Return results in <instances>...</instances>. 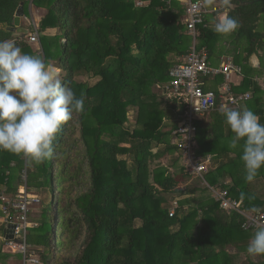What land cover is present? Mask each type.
<instances>
[{"label":"trees","instance_id":"1","mask_svg":"<svg viewBox=\"0 0 264 264\" xmlns=\"http://www.w3.org/2000/svg\"><path fill=\"white\" fill-rule=\"evenodd\" d=\"M22 4L25 9L24 0H0V40L14 41L47 64L57 63L62 82L77 97L85 94L84 111L62 126L53 155L43 163L0 150V194L15 199L24 174L29 192L51 193L42 223L27 235L41 264H236L229 248L246 251L255 230L243 229L242 215L223 210L207 192L190 187L196 177L183 167L179 173L162 162L179 153L164 131L166 122L185 109L175 100L176 105L168 101L163 107L155 88L162 87L164 93L170 70L190 51L192 40L181 21L185 8L162 0H34L38 8L47 7L37 30L41 49L35 51L31 28L17 37L8 30ZM238 12L253 29L264 13V0ZM53 28L64 35H43ZM199 31L198 48L209 49V41L219 34L203 27ZM59 43L63 50L56 56ZM86 75L98 82L77 80ZM254 98L256 104L260 99ZM250 100L247 106H252ZM133 109L137 116L130 126ZM261 113L255 112L264 123ZM197 126L198 155L228 159L206 181L227 189L247 212L264 214V168L253 182L245 180L241 149L222 142L232 133L221 113L211 128L201 121ZM227 152L236 153L229 157ZM228 179L231 183L226 184ZM198 193L202 195L197 198ZM260 257L243 264H264Z\"/></svg>","mask_w":264,"mask_h":264},{"label":"clouds","instance_id":"2","mask_svg":"<svg viewBox=\"0 0 264 264\" xmlns=\"http://www.w3.org/2000/svg\"><path fill=\"white\" fill-rule=\"evenodd\" d=\"M221 3L224 12L212 21L213 30L228 35L240 26L229 15L236 2ZM84 102L85 94L77 97L42 57L25 53L12 40H0V150L43 163L53 155L62 126L84 111ZM221 114L232 133L228 146L241 149L245 180L251 183L264 168V123L247 107L222 108ZM246 251L250 256H264V224L257 226Z\"/></svg>","mask_w":264,"mask_h":264},{"label":"built area","instance_id":"3","mask_svg":"<svg viewBox=\"0 0 264 264\" xmlns=\"http://www.w3.org/2000/svg\"><path fill=\"white\" fill-rule=\"evenodd\" d=\"M32 2L34 0H31ZM168 5L177 0H162ZM185 25L192 39V45L183 62L174 66L170 72V82L165 89L167 95L174 99L178 105L183 106L185 111L179 117L176 127L171 132V142L177 147L182 167L186 173L203 181L204 186L211 192L214 200L220 207L228 212H237L244 217L243 229L256 230L257 226L264 224V214L247 212L240 201L230 196L227 189L211 186L205 176L211 170V158H202L197 153V122L218 109L219 97L213 91L204 89L206 78L224 76L226 84V107L238 109L240 105L251 99V95L234 94L228 84L232 75H241L242 69L232 59L220 67L210 64L209 53L206 49L199 50L197 47L200 36L199 28L205 26V16L210 12L202 0H184ZM142 6V3H138ZM224 9V8H222ZM215 12L218 10L215 9ZM35 31L30 35L31 44H38L39 36ZM23 185L15 199L0 194L1 212L7 225H14L13 239L5 241V248L13 254H21L22 261L19 264H41L39 256L27 244L29 230L34 228L29 220L31 207L39 203L36 195H31L27 189V177L24 174ZM174 211L171 212V215Z\"/></svg>","mask_w":264,"mask_h":264},{"label":"crops","instance_id":"4","mask_svg":"<svg viewBox=\"0 0 264 264\" xmlns=\"http://www.w3.org/2000/svg\"><path fill=\"white\" fill-rule=\"evenodd\" d=\"M203 1V0H202ZM246 1V0H244ZM256 2V0H251ZM178 3L181 4L185 8V3L184 0H177ZM236 4L237 1L235 0ZM204 3V1H203ZM253 3V4H254ZM45 4L47 2L45 1ZM205 4V3H204ZM213 6L211 9H208L210 11L207 15H212L211 19H207V15L205 16V26L203 27L204 29H209L213 30V23L215 19H217L223 12L224 9L221 3V0H213L211 3ZM252 5V4H251ZM207 5L205 4V7ZM249 6V5H248ZM247 7V6H245ZM243 8V7H242ZM217 9L218 11L215 12L214 10ZM240 8H234L231 11L236 12L235 16L239 21V28L235 30L233 33L228 34V35H218L216 38L212 39L209 41V49L205 48L208 53H209V61L210 64L214 67H220L223 65L227 59H232V61L242 69V74L241 75H232L230 79L228 80V84L230 85L232 89V93L234 94H250L251 95V100H252V106H247V102H244L240 105V108L247 107L251 109L254 113L258 111H262V115L264 117V77L261 80L259 77L258 72L261 70H264V32L258 31L259 26L261 25L262 17L264 13H261L259 17L257 18V21L254 24V28L252 29L250 24L247 22L245 19V15L243 13H237V10ZM230 11V12H231ZM229 12V14H230ZM47 15V7L46 8H38L35 7L34 5H30V7L27 9H24V17L21 19V26L20 28L25 29L27 31V34L33 31H37L39 29V24L42 21V19ZM182 23L185 24L186 18L185 14L181 17ZM247 22V23H246ZM15 23V21H14ZM29 28L32 29V31H29ZM243 28V29H242ZM252 29V30H251ZM61 30L59 28H53V29H48L43 35L48 36V37H54V36H59L61 34ZM32 33V34H33ZM200 33V31H199ZM26 34V35H27ZM39 34V32H38ZM17 37L18 35H15ZM39 36V35H38ZM201 36V33H200ZM200 36L198 38V43L197 47H199L200 41ZM192 40V39H191ZM244 41H248L249 46H244L241 48V45L244 44ZM36 44H32L31 46L34 48V50L41 49V40L39 36V42L35 48ZM192 45V42H191ZM207 47V46H206ZM199 49V48H198ZM200 50V49H199ZM203 50V49H202ZM185 58V57H184ZM184 58L182 59L181 62H183ZM55 62L51 63V66L56 68ZM58 70V68H56ZM246 70V71H245ZM60 73V70H58ZM234 77V78H233ZM205 85L204 89L206 91H213L217 94L219 97V106L218 109L209 115L205 116L201 122L204 123V126L206 128H211L215 124V118L217 114L221 113V109L225 108L226 106V94L224 92V85L226 84V78L222 75L217 76V77H210L206 78L204 80ZM156 89L162 91V87L157 86ZM166 89V88H165ZM256 89V91H255ZM167 95L166 90L164 91L163 95ZM259 97L260 100L256 101V104L253 103L255 102V97ZM250 100V101H251ZM229 108V107H226ZM229 109H234V108H229ZM215 112H218L217 114H214ZM222 115V114H221ZM168 120V121H172ZM176 126H174L175 128ZM173 130V129H172ZM171 130V132H172ZM171 132H170V142H171ZM225 145L228 144L227 140L222 141ZM172 144V142H171ZM173 145V144H172ZM174 146V145H173ZM219 148H223L220 146ZM224 153V152H222ZM228 153V152H227ZM229 157H234L235 153H228ZM206 157L211 158V170H215L219 164L224 161L227 162V157H222L221 159H218V155H208ZM203 157V158H206ZM166 164V163H164ZM167 165H169L167 163ZM231 183V180L228 179L226 180V184ZM263 183V181L261 182ZM220 187V186H216ZM264 195V190L262 192ZM9 229V225L5 224L4 222V217L1 212V204H0V249H2L3 253V258L0 259V264H19L22 261V255L21 254H9L10 252H7L5 248V241L6 239V230ZM11 240V239H10ZM3 244V247H1ZM229 251H231L233 254H236L237 259H236V264H243L244 262H258L261 260L260 256H250L247 254V251L240 252L238 249L234 247H230ZM20 258H16L17 256ZM246 256L241 260H238L240 256ZM250 256V257H249ZM238 261V263H237Z\"/></svg>","mask_w":264,"mask_h":264},{"label":"rangeland","instance_id":"5","mask_svg":"<svg viewBox=\"0 0 264 264\" xmlns=\"http://www.w3.org/2000/svg\"><path fill=\"white\" fill-rule=\"evenodd\" d=\"M42 1L43 2L46 1L47 4L50 2V0H42ZM203 1L207 5L206 6L207 9H211L212 8L213 5L212 4H209L207 2V0H203ZM31 4L33 5V2L31 0H24L25 9L28 10V8L30 7ZM35 7H37V6H35ZM206 17H207V19H209V18L211 19L212 15H207ZM258 31L264 32V15L262 17L261 25L259 26ZM63 35H64V33L61 32V34H59V37H62ZM36 45H35V48L38 47ZM244 46H249L250 47L248 41H244V44L241 45V48H243ZM62 50H63L62 49V46L59 43V45L56 47V51H55L56 52V56L61 55L62 54ZM49 64H51L50 61H49ZM54 66H57V63ZM258 74H259L260 79L262 80L263 77H264V70L259 71ZM59 75H60V73H59ZM60 78L62 80V76L61 75H60ZM77 80L79 82H81V83H87L88 85H94L95 83L98 82V79L97 78H93V77H90V76H87V75L86 76H82V77H80ZM155 90H156V92H158L159 94H161V101L163 103V107L166 106V103L168 101L171 104H175L174 99L170 98L169 95H165V94L162 95L163 93H162L161 90H158L156 88H155ZM128 116H129V119H130L129 125L130 126H134L135 118L137 116V110L133 109L132 111H130V113H129ZM178 119H179L178 116L177 117L174 116L173 117V120L171 122L170 121L166 122L167 128H165L164 131L170 133L171 130L174 129V126H176ZM76 126H77L76 136L79 137L80 127L78 125V122H77V125ZM127 126H128V124H127ZM162 162L163 163H166V164L168 163V164L173 165V167H174V169H175L176 172L182 173V170H181V168H182V160L180 158L179 153H175L174 155L167 156ZM156 163L151 166L152 169L155 167ZM190 187L195 188V189H202L205 192H207L205 194L206 196H210L212 199H214L212 197V195H211V192L206 190V188H205L202 180H200L198 178H191ZM30 193H31V195H35L33 192H30ZM201 195H202V193H198L197 198L200 197ZM38 198H39V203H35V205H33L31 207V212H32L31 219L33 220V221L31 220V223H32V226H35V227H38V225H40L42 223V220H43V211H44L46 205H48L52 201L51 193H50L49 190L47 191L46 189L40 191V193L38 195ZM173 199H174L173 197H170V200L173 201ZM174 203H176L175 205H177L176 200L174 201ZM137 225L140 226L141 223L140 222H137ZM6 250H7V252H9V250L7 248H6ZM244 257H246V256L241 255L238 260H241ZM16 258H20V257L17 256ZM49 260L51 261V257L49 258ZM237 263H238V261H237ZM45 264H50V263H45Z\"/></svg>","mask_w":264,"mask_h":264},{"label":"water","instance_id":"6","mask_svg":"<svg viewBox=\"0 0 264 264\" xmlns=\"http://www.w3.org/2000/svg\"><path fill=\"white\" fill-rule=\"evenodd\" d=\"M220 1V0H218ZM236 8H242L248 5H251L254 3V1L251 0H236ZM24 17V6L23 4L18 8L16 16H15V23L14 27L8 28L9 31L13 32L15 35H26L27 31L25 29L20 28L21 26V19ZM14 225H9V229L6 230V239L10 240L13 239V233H14Z\"/></svg>","mask_w":264,"mask_h":264}]
</instances>
